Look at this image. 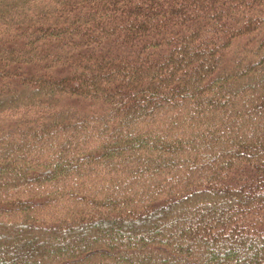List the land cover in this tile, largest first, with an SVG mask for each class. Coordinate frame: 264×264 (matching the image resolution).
<instances>
[{
    "label": "trees",
    "instance_id": "1",
    "mask_svg": "<svg viewBox=\"0 0 264 264\" xmlns=\"http://www.w3.org/2000/svg\"><path fill=\"white\" fill-rule=\"evenodd\" d=\"M0 264H264V0H0Z\"/></svg>",
    "mask_w": 264,
    "mask_h": 264
}]
</instances>
